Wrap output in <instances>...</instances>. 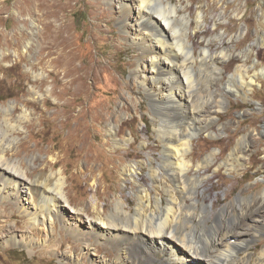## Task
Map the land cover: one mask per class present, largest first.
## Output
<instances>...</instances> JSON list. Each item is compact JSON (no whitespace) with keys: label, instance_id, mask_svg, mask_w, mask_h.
Listing matches in <instances>:
<instances>
[{"label":"rangeland","instance_id":"374dc122","mask_svg":"<svg viewBox=\"0 0 264 264\" xmlns=\"http://www.w3.org/2000/svg\"><path fill=\"white\" fill-rule=\"evenodd\" d=\"M171 1L181 5L180 14L204 15L196 32L195 40L201 41L196 52L209 41L214 42L211 50H228L229 60L222 63L224 75L243 58L249 65L257 61L258 70L264 65L260 40L264 42V0ZM121 2L0 0V126L4 118L8 122L3 125L6 135L0 137V148L28 173L63 170L64 192L70 201L63 208L69 222L75 220L73 207L95 215L96 203L107 213L123 198L131 201L132 208L137 187L149 186L148 156L160 159L162 154L157 128L167 124L168 114L155 108L140 82L152 77L149 57L137 58V9L129 12L131 22L125 32L119 22ZM193 23L190 33L195 30ZM217 88L222 91L221 85ZM224 93L228 101L219 108V118L208 131L193 135L190 149L194 162L209 152L220 153L218 164L202 173L208 177L203 196L210 204L219 199L218 206L264 188V75L256 77L247 100ZM250 132L254 140L245 152L244 166L226 170L221 161ZM51 161L56 162L52 167ZM128 165L135 167L134 173L124 171ZM149 187L154 196L157 191ZM20 203L30 207L31 202L22 195ZM54 221V230H46L44 224L30 230L13 201L0 199V264H102L103 260L119 264L113 244L92 239L87 251L74 233ZM205 221L206 235H211L213 220ZM200 229L198 225L197 237ZM25 232L44 242L35 243L31 251L7 242L11 234L20 237ZM250 247L254 254L264 248V232Z\"/></svg>","mask_w":264,"mask_h":264},{"label":"bare ground","instance_id":"6f19581e","mask_svg":"<svg viewBox=\"0 0 264 264\" xmlns=\"http://www.w3.org/2000/svg\"><path fill=\"white\" fill-rule=\"evenodd\" d=\"M121 1L119 22L127 32L132 16L129 12L137 9L134 40L139 49L137 58L149 57L152 77L140 82L155 108L168 114L167 124L157 128L163 141L160 159L148 156V184L157 193L152 196L150 187L143 183L137 187L132 208L131 201L123 198L114 202L107 213L103 207L98 210L96 203L95 215L83 207H73L71 217L75 220L69 222L63 208L70 205L64 192L63 170L28 173L0 148V199L13 201L30 230L40 224L46 230H54L56 218L78 237L87 251L92 248V239L97 244H113L119 264H264V248L254 254L250 247L256 236L264 232V188L240 194L220 206L216 198L210 204L203 196L206 191L203 184L208 177L202 173L217 163L220 153L209 152L194 162L190 151L193 135L208 131L219 118V108L228 101L224 91L247 100L256 77L264 75V65L258 70L257 61L249 65L247 58H243L232 72L224 75L222 63L229 60L228 50H211L214 42L209 41L196 52L195 47L201 44L195 40L196 32L201 30L204 15L198 13L192 18L190 13L180 14L181 5L171 0ZM193 22L195 30L190 33ZM219 85L222 91L217 88ZM6 119L0 126L1 139L6 135L3 127L8 123ZM253 136L250 132L239 138L220 165L228 171L244 166L243 158ZM55 163L51 161L49 165ZM124 171L134 173L135 167L128 165ZM22 195L31 202L30 207L20 203ZM233 217L243 220L227 222ZM207 218L215 225L211 235H206L203 223ZM198 225L201 232L197 237ZM11 235L8 243L23 245L30 251L35 243L44 242L32 232L20 237ZM61 246L58 243L56 249Z\"/></svg>","mask_w":264,"mask_h":264}]
</instances>
